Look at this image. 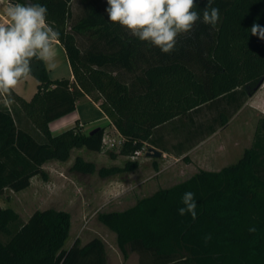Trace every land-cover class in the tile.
Wrapping results in <instances>:
<instances>
[{
  "label": "trees",
  "instance_id": "obj_1",
  "mask_svg": "<svg viewBox=\"0 0 264 264\" xmlns=\"http://www.w3.org/2000/svg\"><path fill=\"white\" fill-rule=\"evenodd\" d=\"M75 1L31 0L47 6V22L60 33L72 79H50L43 61L34 58L31 76L38 84L32 98L13 92L15 104L0 105V196L6 189H26L35 176L45 179L44 165L66 162L75 149L102 150L105 128L88 134L78 125L57 135L49 130V123L74 112L85 97L101 101L99 108L122 138L109 156L130 158L150 143L155 128L236 91L251 97L264 83V39L251 32L254 24L264 27V0H215L217 24L197 23L178 37L171 54L109 21L104 0H79L84 8L73 21ZM206 2L196 0L201 17ZM84 36L85 47L78 40ZM221 117L223 126L228 116ZM137 166L127 160L122 167L97 169L77 156L70 170L105 178ZM186 191L195 194V219L178 213ZM97 219L115 235L123 259L135 253L139 264H264V118L234 164L198 170ZM70 226L64 211H35L21 222L12 209L0 207V264H106L98 238L64 248Z\"/></svg>",
  "mask_w": 264,
  "mask_h": 264
},
{
  "label": "rangeland",
  "instance_id": "obj_2",
  "mask_svg": "<svg viewBox=\"0 0 264 264\" xmlns=\"http://www.w3.org/2000/svg\"><path fill=\"white\" fill-rule=\"evenodd\" d=\"M104 1L107 2V0ZM83 8L84 5L79 0L73 3V21L82 14ZM78 40L83 47L88 45L85 36L79 37ZM56 50L57 55L54 62L57 67L54 70H49V78L52 80L70 78L71 73L66 57L61 53L62 51L60 52L61 49ZM37 84V80L31 76L28 80L22 81L15 91L24 100L29 101L36 92ZM258 90L259 92L251 101L252 104L233 122L231 130L226 134L230 139L238 137L240 144L247 147H250L252 143L258 121L264 118V83ZM96 96V94L93 95V97ZM1 104H3L2 100H0ZM217 114L220 115V112L218 111ZM218 122L221 125L222 117L218 118ZM121 142V136L114 131H105L103 148L100 152L75 149L66 162L50 161L46 163L43 167L46 174L45 179L35 176L31 178L29 187L19 192L10 189L4 190L0 196V207L12 209L18 214L21 222L27 221L35 211L54 209L67 212L71 216V226L64 248H69L76 240L84 245L90 240L98 238L105 245L106 264H139V257L135 253H130L126 259H123L117 248L115 235L99 223L98 215L128 209L138 200L150 196L154 191L184 181L195 174L197 170L190 167V171L184 173H174V171L158 173L161 155L157 158L152 157L151 154L148 156L147 154L154 150L149 148L148 144L139 150L140 154L134 153L130 158L117 156L112 159L109 152H115ZM77 156L85 161L93 162L97 169L122 167L127 160L137 161L138 166L134 171L102 178L97 173L89 175L71 171L70 168ZM235 157V160L221 164V167L237 162L236 160L240 156ZM205 169L217 172L216 169L220 168L218 165H214L207 166Z\"/></svg>",
  "mask_w": 264,
  "mask_h": 264
},
{
  "label": "clouds",
  "instance_id": "obj_3",
  "mask_svg": "<svg viewBox=\"0 0 264 264\" xmlns=\"http://www.w3.org/2000/svg\"><path fill=\"white\" fill-rule=\"evenodd\" d=\"M215 0H207L202 12L194 10L196 0H107L108 20L119 24L128 34L142 42L158 47L163 54H171L177 48L178 37L187 35L197 23L214 26L220 19ZM7 23L0 22V100L6 108L15 104L13 91L22 81L31 77L33 59L45 62L48 70L57 64L55 45L60 33L48 22L47 6L25 0L24 3L9 0L3 8ZM252 35L264 39V27L254 24ZM178 208L181 216H197L195 194L186 191ZM254 232L255 228H249ZM211 234L204 237L211 240Z\"/></svg>",
  "mask_w": 264,
  "mask_h": 264
},
{
  "label": "crops",
  "instance_id": "obj_4",
  "mask_svg": "<svg viewBox=\"0 0 264 264\" xmlns=\"http://www.w3.org/2000/svg\"><path fill=\"white\" fill-rule=\"evenodd\" d=\"M55 47L61 49L60 52L62 51L61 53L65 55L59 43ZM65 59L68 63L67 57ZM43 63L45 65V62ZM47 71L49 73L48 69ZM69 71L71 73L70 66ZM69 79H72V73ZM13 92L20 96L15 90ZM258 92L259 90L253 96L246 97L236 91L229 96L192 110L186 117L174 119L155 128L148 145L149 148L161 153L159 158L161 165L158 166V173L165 171L184 173L189 172L190 167L197 171L212 172L205 168L218 165V168L222 169L221 164L235 160V156L241 157L243 151L248 147L241 145L238 137L230 139L226 134L231 130L233 122L252 104L251 101ZM81 100L83 102L77 104L74 112L49 123L52 135L60 134L76 125L85 134L95 128H105V131H114L119 135L116 129L110 125L109 119L97 103L89 97ZM218 111L220 115L217 114ZM222 114L228 116V121L223 126L218 122V118ZM220 169H216V171Z\"/></svg>",
  "mask_w": 264,
  "mask_h": 264
},
{
  "label": "built area",
  "instance_id": "obj_5",
  "mask_svg": "<svg viewBox=\"0 0 264 264\" xmlns=\"http://www.w3.org/2000/svg\"><path fill=\"white\" fill-rule=\"evenodd\" d=\"M9 4V0H0V19H1V22L3 23H7V19H6V16L3 15L2 13V9L7 7ZM135 154H140L139 151H136Z\"/></svg>",
  "mask_w": 264,
  "mask_h": 264
},
{
  "label": "water",
  "instance_id": "obj_6",
  "mask_svg": "<svg viewBox=\"0 0 264 264\" xmlns=\"http://www.w3.org/2000/svg\"><path fill=\"white\" fill-rule=\"evenodd\" d=\"M98 130V128H96V129H94V130H92L90 133H93L94 131H97ZM152 153H149V154H147L148 156L151 154L152 155V157H160V155H161V153L160 152H158V151H156V150H152L151 151Z\"/></svg>",
  "mask_w": 264,
  "mask_h": 264
}]
</instances>
